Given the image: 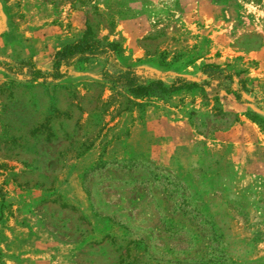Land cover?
<instances>
[{
	"label": "rangeland",
	"instance_id": "obj_1",
	"mask_svg": "<svg viewBox=\"0 0 264 264\" xmlns=\"http://www.w3.org/2000/svg\"><path fill=\"white\" fill-rule=\"evenodd\" d=\"M87 26L146 80L214 62L254 91L0 71V264H264V0H0V58L47 68Z\"/></svg>",
	"mask_w": 264,
	"mask_h": 264
},
{
	"label": "trees",
	"instance_id": "obj_2",
	"mask_svg": "<svg viewBox=\"0 0 264 264\" xmlns=\"http://www.w3.org/2000/svg\"><path fill=\"white\" fill-rule=\"evenodd\" d=\"M122 49L119 41L98 38L87 26L79 37L55 49L47 68L29 56L15 59L0 58V71L26 82L51 83L66 77L71 68L92 59H99L102 63L99 69L101 78L125 87L135 98L161 97L179 90L208 88L214 85L218 91L233 94L237 102L246 103L243 95L254 91L248 79L241 76L240 71L230 69L227 64L214 62H204L200 66L199 79L180 74L173 76L168 83L161 78L146 80L134 67L120 63L118 57Z\"/></svg>",
	"mask_w": 264,
	"mask_h": 264
},
{
	"label": "crops",
	"instance_id": "obj_3",
	"mask_svg": "<svg viewBox=\"0 0 264 264\" xmlns=\"http://www.w3.org/2000/svg\"><path fill=\"white\" fill-rule=\"evenodd\" d=\"M132 20H137V21H138L137 18H134V19H133V18H132V19H128V21H132ZM81 34H82V33H81ZM81 34H80V35H81ZM80 35H78L77 37H79ZM77 37H76V38H77ZM74 39H75V38H74ZM71 40H73V39H71ZM71 40H68V41H71ZM68 41H66V42H68ZM66 42H64V43H66ZM62 44H63V43H62ZM62 44H61V45H62ZM61 45H60V46H61ZM58 47H59V46H58ZM58 47H57V48H58ZM55 49H56V48H55ZM32 55H34V49H30V50L27 49L25 54L16 55V56H14V57H18V58H20V57H29V56H32ZM240 106H241V103L235 101L234 108H235L236 110H238V109H241ZM192 138H195V136H193V134L189 133L188 138H187L186 140L191 141ZM168 142H170V143H168L169 145H170V144L173 145V146H171V148L168 147L167 150H166V151H168V153L170 154L171 152L174 151V149H175V147H176L175 139H174V138H168ZM162 149H163L162 152L164 153L166 148L163 147ZM191 163H195V164H196V162H194V160L191 161ZM195 164H193V165H195ZM190 165H192V164H190ZM190 165H188V167H189ZM178 172H179V171H178ZM185 173H187V171H186Z\"/></svg>",
	"mask_w": 264,
	"mask_h": 264
}]
</instances>
